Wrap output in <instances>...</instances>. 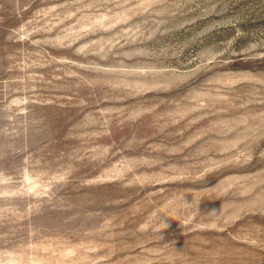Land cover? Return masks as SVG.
<instances>
[{
  "label": "rangeland",
  "instance_id": "1",
  "mask_svg": "<svg viewBox=\"0 0 264 264\" xmlns=\"http://www.w3.org/2000/svg\"><path fill=\"white\" fill-rule=\"evenodd\" d=\"M0 264H264V0H0Z\"/></svg>",
  "mask_w": 264,
  "mask_h": 264
},
{
  "label": "clouds",
  "instance_id": "2",
  "mask_svg": "<svg viewBox=\"0 0 264 264\" xmlns=\"http://www.w3.org/2000/svg\"><path fill=\"white\" fill-rule=\"evenodd\" d=\"M213 211H215V210H213ZM165 227H167V224L165 223V225H164Z\"/></svg>",
  "mask_w": 264,
  "mask_h": 264
}]
</instances>
